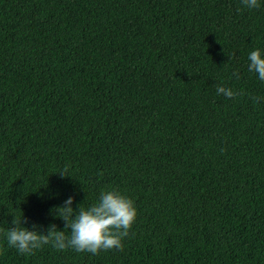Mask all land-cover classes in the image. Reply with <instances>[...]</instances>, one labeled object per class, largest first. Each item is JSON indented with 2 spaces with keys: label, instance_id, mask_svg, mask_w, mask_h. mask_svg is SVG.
<instances>
[{
  "label": "trees",
  "instance_id": "1",
  "mask_svg": "<svg viewBox=\"0 0 264 264\" xmlns=\"http://www.w3.org/2000/svg\"><path fill=\"white\" fill-rule=\"evenodd\" d=\"M259 3L0 0V264H264ZM110 186L138 209L123 250L8 246L15 215L63 230Z\"/></svg>",
  "mask_w": 264,
  "mask_h": 264
},
{
  "label": "clouds",
  "instance_id": "2",
  "mask_svg": "<svg viewBox=\"0 0 264 264\" xmlns=\"http://www.w3.org/2000/svg\"><path fill=\"white\" fill-rule=\"evenodd\" d=\"M241 3L248 9L260 7L259 0H241ZM248 61V71L258 74V79L264 81V50L257 48L251 51ZM233 75L239 79L238 72ZM216 93L226 98L244 95L242 91L224 85H217ZM251 99L254 104H258L262 98L252 96ZM67 171L65 168L59 173L61 176H69ZM74 200L75 197L70 196L62 205L52 210L56 217L65 222L63 230L53 223L45 233L41 231L42 225L32 224L31 227H26L27 218L24 214L22 217L15 215L11 222L14 226L3 232L8 246L22 255H31L49 244L60 251L71 248L93 255L112 249L123 250L124 240L129 236L138 216L135 200L118 187L111 186L102 190L98 202L88 207L81 203L75 208Z\"/></svg>",
  "mask_w": 264,
  "mask_h": 264
}]
</instances>
